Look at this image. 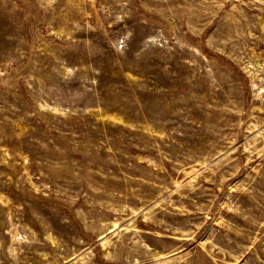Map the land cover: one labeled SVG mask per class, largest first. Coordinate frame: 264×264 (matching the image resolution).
I'll return each mask as SVG.
<instances>
[{"label": "rangeland", "instance_id": "obj_1", "mask_svg": "<svg viewBox=\"0 0 264 264\" xmlns=\"http://www.w3.org/2000/svg\"><path fill=\"white\" fill-rule=\"evenodd\" d=\"M0 264H264V0H0Z\"/></svg>", "mask_w": 264, "mask_h": 264}]
</instances>
